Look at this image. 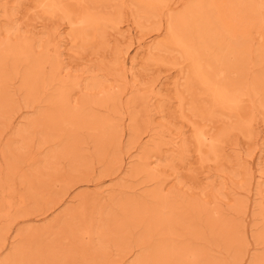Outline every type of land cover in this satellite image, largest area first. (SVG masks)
Returning <instances> with one entry per match:
<instances>
[{
	"label": "bare ground",
	"instance_id": "6f19581e",
	"mask_svg": "<svg viewBox=\"0 0 264 264\" xmlns=\"http://www.w3.org/2000/svg\"><path fill=\"white\" fill-rule=\"evenodd\" d=\"M2 1L0 11H5L7 2ZM150 1L163 3L169 12L168 42L188 57L214 105L229 108L246 95L264 108V0ZM4 27L0 138L9 136L1 154L6 172H17L26 181L30 205L10 219L0 210V254L5 253L0 264H127L130 258L129 264L245 261L247 232L252 230L241 220L245 203L230 217L209 201L163 194L160 167L166 160L147 150L126 167L136 184L124 192L105 201L81 194L75 207L52 222L18 229L10 236L15 221L38 219L62 206L69 189L91 182L97 165L107 174L121 169L123 128L108 112H120L114 94L123 88L117 83L112 94L98 91L97 76L84 75L91 72L88 68L70 77L76 71L65 63L59 45L47 58L48 46L15 35L14 26ZM69 85L79 97H72ZM130 146L128 142L124 148ZM137 184L144 188L140 195L132 190ZM263 184L264 180L258 183L252 216L264 226ZM254 230L257 251L248 264H264V229Z\"/></svg>",
	"mask_w": 264,
	"mask_h": 264
},
{
	"label": "rangeland",
	"instance_id": "374dc122",
	"mask_svg": "<svg viewBox=\"0 0 264 264\" xmlns=\"http://www.w3.org/2000/svg\"><path fill=\"white\" fill-rule=\"evenodd\" d=\"M6 2L7 9L0 11V40L6 33L4 26H14L15 35H26L34 38L36 44L48 46L47 58L59 45L65 63L76 71L70 77L88 68L91 72L84 75L97 76L98 91L112 94L114 85L123 88L114 94L118 96L120 112H108L123 128L121 169L107 174L103 166L97 165L91 182L69 189V197L62 206L38 219L15 221L10 236L18 229L52 222L65 210L75 207L81 194L105 201L111 194L124 192L126 187L136 184L126 167L133 166L140 152L147 150L166 160L160 167L163 194L200 203L209 201L210 206L230 217L236 206L245 203L246 216L241 220L251 225L252 230L247 232L248 250L242 264H248L250 254L257 251L252 237L254 229L257 226L260 231L264 229L252 216L253 205L258 201V183L264 180V108L257 103L258 99L253 101L242 95L229 108L214 105L192 72L188 57L168 42L169 12L163 3H150L153 2L150 0L141 4L134 0ZM88 13L94 18L90 20ZM134 85L138 89H132ZM69 86L72 97H79L77 89ZM8 136L0 138V154ZM128 142L131 146L125 149ZM2 157L1 154L0 210L9 213L10 219L30 204L25 195L26 181L17 172L8 174ZM261 189L264 190V184ZM132 190L140 195L144 188L137 184ZM254 223L257 224L253 226ZM4 256L2 252L0 258Z\"/></svg>",
	"mask_w": 264,
	"mask_h": 264
}]
</instances>
